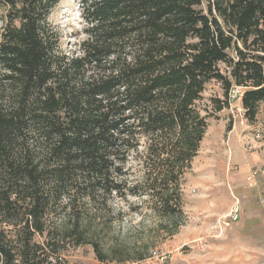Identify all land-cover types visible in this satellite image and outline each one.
Masks as SVG:
<instances>
[{"label":"trees","instance_id":"obj_1","mask_svg":"<svg viewBox=\"0 0 264 264\" xmlns=\"http://www.w3.org/2000/svg\"><path fill=\"white\" fill-rule=\"evenodd\" d=\"M59 2L0 0V264H70L82 245L102 262L141 261L184 225L206 85L223 88L214 112L244 86L245 116L257 119L264 0H80L74 50L51 21ZM130 195L157 219L117 233L113 200Z\"/></svg>","mask_w":264,"mask_h":264},{"label":"rangeland","instance_id":"obj_2","mask_svg":"<svg viewBox=\"0 0 264 264\" xmlns=\"http://www.w3.org/2000/svg\"><path fill=\"white\" fill-rule=\"evenodd\" d=\"M202 7L207 8V0H203ZM51 21L60 32L62 46L77 49L79 42L85 37L80 0H60L51 14ZM221 67L225 69L224 64ZM213 98L224 99L222 85L217 80L206 85L202 99L197 102L200 112L209 114V126L192 167L184 176V225L172 236L165 233L158 235L157 245L152 249L165 253L166 261L152 257L151 254L141 261L102 262L96 257L91 245H82L66 252L65 256L70 264H254V247L244 246L242 243L232 244V240L238 236L237 232L241 240L246 241L249 238L245 234L246 230L238 228L239 231H236L241 212L239 219L231 222L229 226H225L223 220L230 211L214 221L210 220L211 215L203 214V178L211 174L247 173L246 179L252 184L248 175L264 162V102L260 105L256 121L251 122L241 110V99L233 101L221 111L214 112ZM229 123H232V129L227 131ZM256 129L259 130V135ZM131 160L129 176L130 180H134L139 177L141 168L137 161ZM232 201L231 208L236 202L241 204L235 197ZM113 205L116 211L120 208L123 211V221L116 222L117 233L120 230L125 233L138 229L133 226L142 216H145V225L153 224L157 219L151 218L145 198L132 195L123 201L114 198ZM229 205V197L220 196L218 208L226 210ZM134 208L139 209L135 211ZM136 233L130 235L132 240Z\"/></svg>","mask_w":264,"mask_h":264},{"label":"crops","instance_id":"obj_3","mask_svg":"<svg viewBox=\"0 0 264 264\" xmlns=\"http://www.w3.org/2000/svg\"><path fill=\"white\" fill-rule=\"evenodd\" d=\"M246 176L247 173L205 176L203 178V214L211 215V221L221 218L229 213L235 197L241 203V219L236 231H239L238 228L246 230L245 234H248L249 238L246 241L241 240L237 232L238 236L232 240V244L242 243L244 246L254 247L256 250L254 264H264V176H256L252 184L248 183ZM223 195L229 197L230 201L229 208L226 210L218 208L219 198Z\"/></svg>","mask_w":264,"mask_h":264},{"label":"built area","instance_id":"obj_4","mask_svg":"<svg viewBox=\"0 0 264 264\" xmlns=\"http://www.w3.org/2000/svg\"><path fill=\"white\" fill-rule=\"evenodd\" d=\"M244 90H245L244 86L234 85L229 91V95H228L229 105L232 104L233 101H236L238 99L242 100V95L244 93ZM241 110L245 114V109L243 108V106ZM256 131H257V135H259V130L256 129ZM260 174L264 175V163L261 166L256 167L252 170V172L248 175V180L250 182H254L253 180L255 179V177ZM240 212H241V207L239 203L238 202L234 203V205L230 210V213L223 220L224 225L229 226L231 222L238 220L240 217ZM151 254L152 257H155L163 262L166 261L167 259V255L158 250H153Z\"/></svg>","mask_w":264,"mask_h":264}]
</instances>
